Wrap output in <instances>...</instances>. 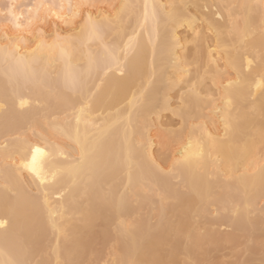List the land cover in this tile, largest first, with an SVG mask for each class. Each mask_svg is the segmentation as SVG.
Here are the masks:
<instances>
[{"label": "bare ground", "instance_id": "6f19581e", "mask_svg": "<svg viewBox=\"0 0 264 264\" xmlns=\"http://www.w3.org/2000/svg\"><path fill=\"white\" fill-rule=\"evenodd\" d=\"M4 1L0 264H264V0Z\"/></svg>", "mask_w": 264, "mask_h": 264}, {"label": "rangeland", "instance_id": "374dc122", "mask_svg": "<svg viewBox=\"0 0 264 264\" xmlns=\"http://www.w3.org/2000/svg\"><path fill=\"white\" fill-rule=\"evenodd\" d=\"M4 0H0V25H2L1 27H3L2 29L4 30V32H7V34H9V35H11V33L13 34L14 33V28L12 29V25H11V23H9L7 20L8 19H5V12H6V10H5V8L7 7V3H6V1H4ZM29 1V0H28ZM28 1H24L23 2V4H27L28 3ZM237 1V0H236ZM46 4H50L49 3V1H47L46 2ZM100 4H102V3H100ZM99 3H98V5H100ZM104 4V3H103ZM102 4V6H106L105 4L103 5ZM51 5V4H50ZM49 5V6H50ZM89 5H91L90 3H88V5H87V7L88 8H90V6ZM94 6H96V7H98L96 4L94 5ZM93 6V7H94ZM101 6V5H100ZM92 6H91V8L92 9H94ZM104 7H101V8H104ZM191 10V9H190ZM221 16H223V15H221ZM8 18V17H7ZM219 20H221V21H223L225 18H218ZM223 19V20H222ZM197 25H200L201 24V21L199 20H197ZM49 24V25H48ZM48 24L45 26V28L47 29V27H51L52 25H50L51 24V22H48ZM48 28V29H49ZM61 28V30H64V28L63 27H60ZM63 28V29H62ZM10 31V32H9ZM219 63H221V62H219ZM204 84H208V81H207V83H206V81H204ZM208 88H209V85H206ZM181 88H182V84L180 83L178 86H176V87H174L172 90H170L169 92H168V95H169V99H170V101H169V111H167V112H164L163 111V113L161 114L160 113V117L158 116V121L157 122H159L158 124H156V125H158V126H155V124L153 125V127H152V129L151 130H149V133H151L150 134V136L152 137V136H154V137H152V138H155V139H153V141H154V143H156L157 141H159V140H162V139H160V138H164V140L166 139V138H168V136H167V132H172V131H175V132H177L176 130H178L179 131V128H182V127H180L181 125H180V119H178L177 117H175V115L173 116V114H172V110H177V109H179V107H181V105H179L180 104V102H181V100L180 99H178V96H180L182 93V91H184L183 89L181 90ZM211 89V88H210ZM181 90V91H180ZM212 90V89H211ZM215 90L213 91L212 90V94L215 96ZM178 94V95H177ZM177 96V97H176ZM171 97V98H170ZM201 97V96H200ZM202 97H205L204 96V94L202 95ZM201 97V98H202ZM206 98V97H205ZM205 98H202V99H205ZM215 98V97H214ZM179 101H178V100ZM179 105V106H178ZM176 108V109H175ZM205 114L207 113V111H205L204 112ZM160 118V119H159ZM152 119H154V117L152 118ZM157 119H155L153 122H155ZM152 122V123H153ZM152 125V124H151ZM155 126V127H154ZM150 127V128H151ZM160 127V128H159ZM30 129H32V128H29L28 129V131H27V128H25V129H23V131L21 132L20 131V133H18V134H16V137H19V136H22L23 134L24 135H26L27 137H29L28 136V133H30L31 132V130ZM32 131H34L33 129H32ZM27 132V133H26ZM173 133V132H172ZM31 134H32V132H31ZM36 135V133H35V131L33 132V134L32 135H30V138H34L33 136H35ZM171 134V133H170ZM156 136V137H155ZM12 137H14V138H12ZM10 136V138H8V137H6L4 140H1V141H3V142H7L8 143V141L10 140H14L15 139V135H13V136ZM8 138V140H6ZM159 138V139H158ZM155 140H157V141H155ZM159 145H157V147L155 146V147H153V149H152V151H153V154H154V156L156 157V159H155V157H154V161L156 160L157 162H156V164H158V165H156V166H158V168L160 169V167H161V169H162V171H164V170H167L168 171V169L166 168L167 167V165H165V163H168V161H169V158H170V156H171V152H168V153H170V156H169V154H168V156H166V153H167V151L168 150H166V149H162L161 147L159 148L158 147ZM159 149H161V151L159 150ZM163 150H164V153H163ZM160 151V152H159ZM160 153H162V154H164V155H160ZM159 156H158V155ZM163 156H164V158H165V156H166V159H164V160H166V161H164L163 160ZM157 157H158V159H157ZM161 157V158H160ZM165 163H164V162ZM1 163V162H0ZM1 165V164H0ZM166 166V167H165ZM161 169H160V171H161ZM167 171H165V173L167 172ZM164 173V172H163ZM25 179H27V178H25ZM175 180L173 179V181L171 180V182L173 183ZM28 182V181H27ZM0 183H1V181H0ZM25 183H26V181H25ZM29 183V182H28ZM28 183H27V185H28ZM171 183V184H172ZM175 183H178V182H176L175 181ZM26 185V186H27ZM30 187H31V185H30ZM32 188V187H31ZM31 188H29V186H28V189H27V191L28 190H31V191H33L32 192V194L31 195H34V191H35V193H36V190H35V188H34V190H32ZM29 194V195H30ZM37 194V193H36ZM150 195H148L149 197H151L152 198V200H154V201H157V198H156V200L154 199L155 197H153V195L151 194V193H149ZM34 196H36V195H34ZM153 201V202H154ZM260 201V204H258V202H257V209L259 208H261V207H259V206H262V203L264 204V201L262 202V200H259ZM150 207V212L147 214V215H149L150 216V219H148L147 217H149V216H147L146 217V215L145 214H142L141 215V212L143 213V212H146V210H145V207H144V210L145 211H140V210H138V215H136V214H134V216L136 215L137 217H136V219H138V220H140V218L143 216V215H145V219L147 218V220H148V222H149V224L151 223V225H154L155 223H156V217H155V213L152 211V209H153V207L154 206H147V210H149L148 208ZM263 208V207H262ZM143 209V208H142ZM216 209H212V211L215 213L216 211H215ZM211 211V208L208 210V212H210ZM211 211V214L213 213ZM213 213V217L211 216V219H210V223L211 222H213L214 224H215V229H216V226L218 225V229H216L218 232H223V230H224V232L225 233H227V232H229L230 231V228L228 229V226L225 224V222H223L222 221V223L220 222L219 224H216V222L217 221H215V219L217 220H220L219 219V217H216V218H214V216H219V215H216V214H214ZM207 215L209 216V214L207 213ZM206 215V216H207ZM133 216V217H134ZM141 216V217H140ZM144 217V216H143ZM209 218V217H208ZM134 219V218H133ZM206 219H207V217H206ZM135 220V219H134ZM207 222H208V220H206ZM206 221H204V222H206ZM221 221V220H220ZM206 222V223H207ZM223 224H225V226H222ZM223 232V233H224ZM111 243V242H110ZM112 244V243H111ZM111 244H108V243H106V247H111ZM98 245H96V247H97ZM105 246V245H104ZM99 247H100V245H99ZM106 247H101V248H103V252H102V254H101V256L102 255H104L106 252H108L109 253V249H107V251H106ZM100 249V248H99ZM95 250V249H94ZM97 252H99L98 251V247H97ZM108 253H106V254H108ZM99 254V253H98ZM104 255V258H100L101 256L99 255V257L97 258L98 260L96 261L95 259V264H104L105 263V261H106V263L105 264H108L109 262H110V260H111V257H110V253L108 254V255ZM94 255H95V253L93 252L92 253V255L90 256V257H92V259H93V257H94ZM97 255V254H96ZM105 256H107V259H106V257ZM110 257V258H109ZM88 259V261H86L87 262V264H92L91 262H92V259L91 258H89V256L87 257ZM99 258L101 259V260H99ZM86 259V258H85ZM84 259V260H85ZM103 259H105L104 261H103ZM91 260V261H90ZM90 261V262H89ZM104 263H103V262ZM84 263L83 264H85V261H83ZM93 263H94V261H93ZM110 264V263H109ZM112 264V263H111Z\"/></svg>", "mask_w": 264, "mask_h": 264}, {"label": "snow or ice", "instance_id": "6c2138e0", "mask_svg": "<svg viewBox=\"0 0 264 264\" xmlns=\"http://www.w3.org/2000/svg\"><path fill=\"white\" fill-rule=\"evenodd\" d=\"M8 16H12V19H13L14 21H19V18H18V17H15L14 14H13L11 11H9L8 13L5 14V19H7ZM31 23H32V21L29 20V25H30ZM16 27H17V28L20 27V23H19V22L16 23ZM178 155H182V154H181V153H178ZM0 223H2V222H0Z\"/></svg>", "mask_w": 264, "mask_h": 264}]
</instances>
